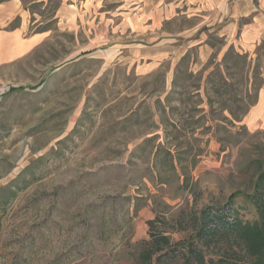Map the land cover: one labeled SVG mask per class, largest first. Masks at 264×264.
Instances as JSON below:
<instances>
[{
  "label": "rangeland",
  "instance_id": "374dc122",
  "mask_svg": "<svg viewBox=\"0 0 264 264\" xmlns=\"http://www.w3.org/2000/svg\"><path fill=\"white\" fill-rule=\"evenodd\" d=\"M21 2L26 34L44 39L0 70V264H137L150 234L179 245L158 264H196L188 250L204 264H250L238 239L199 233L235 194L239 217L257 219L247 197L264 170V121L246 118L264 87V34L249 51L213 26L201 34L208 58L192 49L144 75L149 54L135 46L157 24L120 40L91 1ZM254 4L261 15L264 0ZM197 24L180 16L162 30ZM250 24L239 21L238 37Z\"/></svg>",
  "mask_w": 264,
  "mask_h": 264
},
{
  "label": "crops",
  "instance_id": "0c3cea01",
  "mask_svg": "<svg viewBox=\"0 0 264 264\" xmlns=\"http://www.w3.org/2000/svg\"><path fill=\"white\" fill-rule=\"evenodd\" d=\"M94 5L93 15L100 18L102 31L111 29L112 34L125 35L129 30L132 33H153L157 24L158 37L149 46L137 45L139 50L145 51L149 56L140 57L138 65L140 72L144 75L150 73L146 66H160L161 61H169L171 66L175 60L186 56L189 50L195 49L202 57L207 58L212 54L206 39L201 34L213 26H217V33L230 45L235 44L241 48L251 51L257 45L260 37L264 34V12L256 10L255 0H88ZM98 6H109L115 8L96 10ZM104 8V7H103ZM257 13V14H256ZM90 14V11H88ZM260 15V16H259ZM185 17L197 21L196 26L173 35H165L162 24L174 20L177 17ZM252 18V27L247 26L240 34L239 21ZM260 20L263 24L259 23ZM28 13L24 9L21 0H8L0 3V70L13 69L19 62L28 57L40 41L44 39L43 34L27 35ZM115 18L116 22L109 21ZM18 19V25L10 28V25ZM112 22V24L108 23ZM129 26V27H128ZM152 26L153 29H152ZM99 27V26H98ZM139 32V33H138ZM161 33V34H158ZM215 32V30H214ZM197 34L198 36H195ZM164 36L172 39L164 41ZM194 36V37H193ZM233 40V41H232ZM159 56H164L160 58ZM144 61V65L143 64ZM141 65V66H140ZM148 72V73H146ZM167 76H170L168 73ZM247 125L254 126L259 120L264 121V87L257 94L256 102L251 106L247 115Z\"/></svg>",
  "mask_w": 264,
  "mask_h": 264
},
{
  "label": "trees",
  "instance_id": "16d2710c",
  "mask_svg": "<svg viewBox=\"0 0 264 264\" xmlns=\"http://www.w3.org/2000/svg\"><path fill=\"white\" fill-rule=\"evenodd\" d=\"M2 2L5 1H1V3ZM35 5L36 4H31V6ZM37 32L41 31L38 30L35 33ZM254 103L251 106H253ZM235 118L237 119L238 117ZM236 196V194L232 195L224 207L214 210L208 209L205 214V220L207 221L205 223L206 227L199 233V236L202 238H211L219 233L233 236L243 245L245 255L250 264H264V170L258 172L255 178L253 192L250 196H246L256 211L257 219L255 221L247 222L239 217V213L237 209L234 208L232 202ZM149 224L152 223L149 222ZM135 245L139 248L136 253L137 255L134 256L135 263L137 264H158L159 260L167 257L169 252H176L178 250V244L171 247L167 237L151 234L148 240L137 242ZM161 246L168 250L162 251ZM189 246L192 248V245ZM187 254L192 258L193 256L196 258V264H204V260L199 252L188 250ZM212 264L225 263L224 261H218Z\"/></svg>",
  "mask_w": 264,
  "mask_h": 264
}]
</instances>
